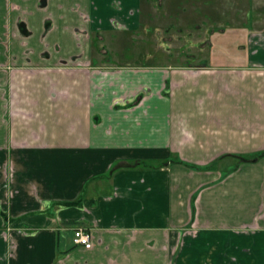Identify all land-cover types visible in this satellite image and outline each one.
<instances>
[{"label": "crops", "instance_id": "obj_1", "mask_svg": "<svg viewBox=\"0 0 264 264\" xmlns=\"http://www.w3.org/2000/svg\"><path fill=\"white\" fill-rule=\"evenodd\" d=\"M40 4L0 0V264H264V0H195L193 61L102 73L85 34L143 0Z\"/></svg>", "mask_w": 264, "mask_h": 264}, {"label": "rangeland", "instance_id": "obj_2", "mask_svg": "<svg viewBox=\"0 0 264 264\" xmlns=\"http://www.w3.org/2000/svg\"><path fill=\"white\" fill-rule=\"evenodd\" d=\"M146 3L143 9L141 28L137 36L120 35L115 40L109 38L107 41L109 48L104 47L105 52H101L102 56H114L116 53H112L113 49V51L118 52L116 61L121 62L131 59L154 66L169 62L193 61V56L198 55L193 52L195 50L193 47L194 42L203 39L204 35L201 34L206 32L205 27L202 26L201 29L199 22L194 19V8L199 7L197 4L194 5L195 0H185V2L182 0L181 6L177 5V0H148ZM205 7H207V11L210 10L211 12L213 5ZM218 9L219 14L225 15L226 10L223 4H219ZM198 16L201 15L198 14ZM225 18V16L220 18L223 21L219 19V21L210 20L218 27L217 30L213 29L217 34L221 31L218 29L224 28L220 25L225 24ZM217 34L213 35L217 37ZM212 41H214V38H212ZM206 50L207 58L209 55L213 57L217 55L216 58L221 57L220 61H223V63L228 62L227 46L223 47L214 43ZM210 61L209 64H211Z\"/></svg>", "mask_w": 264, "mask_h": 264}, {"label": "flooded vegetation", "instance_id": "obj_3", "mask_svg": "<svg viewBox=\"0 0 264 264\" xmlns=\"http://www.w3.org/2000/svg\"><path fill=\"white\" fill-rule=\"evenodd\" d=\"M146 1H148V0H143L142 10L140 11L142 16H143L144 6L148 3V2L146 3ZM47 2H48V0H41L40 5H41V7H43V9H44L45 5L47 4ZM113 7L116 10L121 9V6L117 2L113 4ZM130 13H131V15H133L134 11H131ZM142 16H141V20H140V27L135 31L131 30L126 23L119 20L118 18L111 17L108 19L109 30H105V31L100 30L99 32H96V31L95 32H87L85 34L89 40L91 50H93L91 52V55H92L91 65L103 64L102 68H96V67L93 68L95 71L102 73L105 71H111L113 69L119 70L121 67H128V68L130 67L131 68V67H135V66H143V67H150L151 66L148 64L147 65L144 64L145 62H139V60L133 61L131 59H126L125 61H122V62L116 61V55L118 52L116 50L113 51V49H112V53L113 52L116 53L114 56L112 55L110 57H104L101 54V52H103V53L105 52L104 49L106 47L109 48L107 45V41L109 38H113L115 40L116 37L120 36V35L136 37L140 31V28H141ZM92 67H94V66H92ZM122 103L126 104L125 106H127V104L129 103V99L124 98ZM122 103H121V101H116L114 103V106L119 107Z\"/></svg>", "mask_w": 264, "mask_h": 264}, {"label": "built area", "instance_id": "obj_4", "mask_svg": "<svg viewBox=\"0 0 264 264\" xmlns=\"http://www.w3.org/2000/svg\"><path fill=\"white\" fill-rule=\"evenodd\" d=\"M73 244L76 247L91 249L93 247V237L90 230L85 228L76 229L73 237Z\"/></svg>", "mask_w": 264, "mask_h": 264}]
</instances>
